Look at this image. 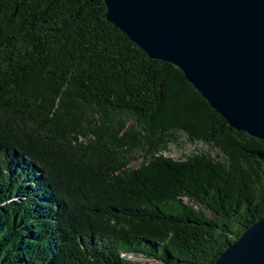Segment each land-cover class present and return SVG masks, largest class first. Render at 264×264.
Wrapping results in <instances>:
<instances>
[{
    "label": "trees",
    "instance_id": "16d2710c",
    "mask_svg": "<svg viewBox=\"0 0 264 264\" xmlns=\"http://www.w3.org/2000/svg\"><path fill=\"white\" fill-rule=\"evenodd\" d=\"M106 14L0 0V264H214L264 215V140Z\"/></svg>",
    "mask_w": 264,
    "mask_h": 264
},
{
    "label": "water",
    "instance_id": "95a60500",
    "mask_svg": "<svg viewBox=\"0 0 264 264\" xmlns=\"http://www.w3.org/2000/svg\"><path fill=\"white\" fill-rule=\"evenodd\" d=\"M104 1L108 20L150 57L180 69L233 128L264 140V0ZM214 264H264V215Z\"/></svg>",
    "mask_w": 264,
    "mask_h": 264
},
{
    "label": "rangeland",
    "instance_id": "374dc122",
    "mask_svg": "<svg viewBox=\"0 0 264 264\" xmlns=\"http://www.w3.org/2000/svg\"><path fill=\"white\" fill-rule=\"evenodd\" d=\"M201 150H206L210 152L212 155H216L217 153H220L219 150L214 146L205 143H201L199 145H194L190 143L187 140V136L183 133L181 134V143L171 144L169 146V149L164 153L176 159H185L188 155L192 154L193 152L201 151ZM137 155H138V159L132 163V166H139L145 161V158L143 157L141 151H139ZM128 257L134 261H139L141 264H158L157 260H149L143 256L128 255Z\"/></svg>",
    "mask_w": 264,
    "mask_h": 264
}]
</instances>
